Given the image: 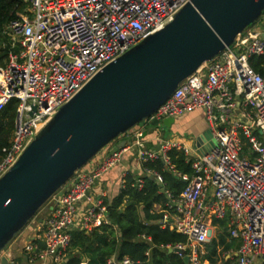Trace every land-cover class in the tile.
I'll use <instances>...</instances> for the list:
<instances>
[{
	"label": "built area",
	"instance_id": "2783aa9c",
	"mask_svg": "<svg viewBox=\"0 0 264 264\" xmlns=\"http://www.w3.org/2000/svg\"><path fill=\"white\" fill-rule=\"evenodd\" d=\"M189 1L25 0L23 12L2 30L9 50L0 66V111L11 100L16 105L8 143L1 149L0 177L59 107L105 65L162 29ZM255 22L264 25V8ZM263 55L264 29H244L229 47L182 80L147 118L159 122L200 112L213 143L209 150L207 141L189 147L135 129L132 141L105 152L89 170L75 171L58 190L62 193L54 199L39 233L22 247L28 262L49 257L53 264H63L75 217L76 230L85 233L110 225L102 195L80 215L77 206L89 200V193L120 163L124 152L136 148L142 172L155 181L164 197L158 227L185 238L184 244L167 250L178 249L177 255L181 261L186 256L187 264H209L206 247L223 221L226 238L238 246L221 251L217 245L215 252L221 253V259L264 264V74L248 64L249 58ZM151 141L155 148L146 149L144 144ZM170 151L183 156L191 169L189 176L174 170ZM158 160L185 180L176 196L163 188L158 172L144 167ZM123 183L124 177L119 187ZM130 186L141 189V178L132 179ZM36 242L43 245L38 252ZM106 264L131 261L111 256Z\"/></svg>",
	"mask_w": 264,
	"mask_h": 264
},
{
	"label": "water",
	"instance_id": "95a60500",
	"mask_svg": "<svg viewBox=\"0 0 264 264\" xmlns=\"http://www.w3.org/2000/svg\"><path fill=\"white\" fill-rule=\"evenodd\" d=\"M263 8L264 0H190L162 29L105 65L59 107L0 177V254L75 171L149 118L182 80L253 24ZM172 122L166 118L162 124ZM203 141L207 150L213 147L207 130L194 147ZM182 263L187 264L186 256ZM0 264H8L5 256Z\"/></svg>",
	"mask_w": 264,
	"mask_h": 264
},
{
	"label": "trees",
	"instance_id": "16d2710c",
	"mask_svg": "<svg viewBox=\"0 0 264 264\" xmlns=\"http://www.w3.org/2000/svg\"><path fill=\"white\" fill-rule=\"evenodd\" d=\"M26 5L25 0H0V66L4 65L3 60H6L9 50L8 41L5 42L1 34L3 27L21 14ZM248 64L255 72L264 74V55L249 58ZM15 105L16 101L11 100L0 111V155L1 149L8 143L13 128ZM168 158L176 172L185 176L191 174L190 166L184 162L181 154L170 151ZM144 167L158 172L162 178L163 188L172 195L176 196L182 190L185 180L163 168L161 161L145 164ZM141 180L142 187L137 190L130 186L132 178L125 176L116 196L104 201L110 225L101 226L87 233L76 229L69 231V245L63 264H80L81 260L85 264H106V259L111 256L117 260L127 258L131 264H183L180 257L168 253L166 247L184 244L185 238L167 229H161L158 225L147 223L160 218V214L150 213V207L152 203L162 205L164 197L152 178L145 176ZM138 206H141L143 219L139 217ZM224 224L223 221L219 222L221 231L217 233L218 240L212 239L213 241L206 247L205 260L209 264L216 262L214 256L217 245L221 247V251L235 250L238 246L236 241L226 238ZM233 259L231 257L222 260V263L228 264Z\"/></svg>",
	"mask_w": 264,
	"mask_h": 264
},
{
	"label": "crops",
	"instance_id": "0c3cea01",
	"mask_svg": "<svg viewBox=\"0 0 264 264\" xmlns=\"http://www.w3.org/2000/svg\"><path fill=\"white\" fill-rule=\"evenodd\" d=\"M198 118H201L200 112H192L188 114H182L173 119V122L169 127L174 129H179L181 126H187V130L190 133H193V138L191 140V146H193L196 137H199L207 130L206 123L199 121ZM174 126V127H173ZM154 135V133H153ZM150 136V135H149ZM173 132V135L170 139H177L179 136ZM144 140H147V135L144 137ZM179 140V139H177ZM126 141H123L121 138L112 141V143L105 146V148L96 155L95 159H93L90 163L87 164V170H89L93 164L98 161L105 152L110 150L117 149L122 147ZM148 143V142H147ZM152 144L155 145L153 141ZM184 143V142H183ZM186 144V143H185ZM142 165L136 160V151L132 149L124 152L121 157L120 163L106 174L102 176L98 185L89 193V200L83 201L77 206V215L82 214L85 210H87L91 206V202L98 196L102 195L104 201H109L116 196L119 190L120 183L123 182V177L130 176L132 179L145 177L142 172ZM62 191H59L54 195L53 199L48 200L44 206L37 212L35 217L32 219V222L27 225L24 230H22L6 247L5 252L2 253L8 260L9 264H53L49 257L44 258L43 260L34 259L32 262H28L26 255L22 252V247L36 235L40 231L41 222L50 214L52 208L55 205L54 199L57 198ZM161 207V203H152L150 207V213L159 214V209ZM140 219H143V214L141 211V206L137 208ZM77 217L74 218L73 221V229L77 227ZM150 224L157 225L158 219L147 222ZM43 249V245L41 242H36V251H40ZM80 264H85L83 260H81Z\"/></svg>",
	"mask_w": 264,
	"mask_h": 264
},
{
	"label": "rangeland",
	"instance_id": "374dc122",
	"mask_svg": "<svg viewBox=\"0 0 264 264\" xmlns=\"http://www.w3.org/2000/svg\"><path fill=\"white\" fill-rule=\"evenodd\" d=\"M249 28H258V29H261L262 30V29H264V25L262 23H260V22H254L253 24H251L249 26ZM1 34L3 35V33H1ZM3 37L5 39V42H7L6 36L3 35ZM4 62H5V59L3 60V63ZM198 120L199 121H202L203 123H205V121L203 120L202 116H201V118H198ZM171 127H165L162 124V121H159L158 122V121H155V120L151 121V120L146 119L143 122H140V123L136 124L134 127H132L130 130L126 131L125 133L119 135L116 139L121 138L123 141H126V142L132 141L133 140V133L132 132L135 129H140L141 131H145V132H153L154 134H156L161 139V141L164 140V139H170V137L173 135V132H175V134H177L179 136V138H177V139H179L180 142H184V143L187 144V146L191 147V140L193 138V133H190L187 130V126H181L178 130L177 129H174V131H173V128H171ZM154 130H156V131L154 132ZM144 147L146 149H154L155 148V145L152 144L151 142H148V143L146 142L144 144ZM133 150L136 151V148H133ZM95 157L96 156H94L93 159H95ZM86 168H87V164L83 167V169H86ZM30 222H32V220ZM29 223L27 225H29ZM24 228L22 230H24ZM217 235L218 234H216L214 236V239L213 240H216V241L218 240V236ZM213 240H210L209 243L211 241H213ZM5 249H6V247H5ZM5 249L2 250V253L5 252ZM214 257L216 258L215 264H223L222 263L221 253L220 252H217ZM228 264H233V261L230 262V263H228Z\"/></svg>",
	"mask_w": 264,
	"mask_h": 264
}]
</instances>
